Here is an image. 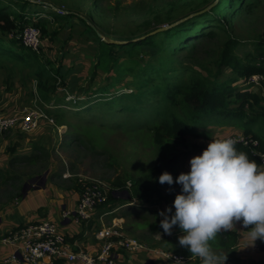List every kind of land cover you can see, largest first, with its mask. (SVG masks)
<instances>
[{
    "label": "rangeland",
    "instance_id": "1",
    "mask_svg": "<svg viewBox=\"0 0 264 264\" xmlns=\"http://www.w3.org/2000/svg\"><path fill=\"white\" fill-rule=\"evenodd\" d=\"M10 1L18 3L17 0H0V3H10ZM26 1L34 7L29 12L31 16L28 23L38 24L40 27L45 26L47 30V34H42V46L39 51L52 60L54 66L62 65L63 75L70 88L68 90L60 88L53 96L55 99L65 101L62 107L51 106L57 100L47 105L40 95L38 97L35 94V91H38L36 80L29 69L17 64L9 65V61L1 58L0 61L5 63L2 62L0 66V74L5 73L6 76L1 82L5 89L0 87V93L4 91V97H8V101L0 105V110L9 111L3 112L4 115L14 116L17 113L12 110L15 109L18 110L17 115H19L25 109L37 107L44 113L46 110L50 114L64 113L68 122L81 124L82 120L86 121L100 114L98 107L88 110L96 99L105 100L113 95L132 90L137 92L139 84L135 82L134 76L139 66H144L146 60L157 69L175 67L177 70L180 66L194 65L197 69H205V74L213 80L218 77L216 62L227 40V30L240 41L235 52L244 62L250 61L252 64L260 65L263 61L256 46L264 47V0H224L215 9V13H218L221 18H226L228 26L218 28L217 37L206 41L200 48L189 51L180 50L181 42L189 34L187 33L189 30L176 28L166 38L156 37L158 44L155 46L139 45L129 50L116 48L112 56L107 59L110 73L106 75L104 69L98 68L95 79H90L99 42L93 34L87 33L86 26L76 16L88 19L103 37L106 35L125 39L135 38L134 41H139L148 32H153L158 28H164V30L174 28L185 19L209 11L217 2L214 0ZM19 9V6H12L10 11L18 13ZM58 10H64L65 13ZM35 11L42 12L34 14ZM52 13L61 16L71 13L76 16L68 20H57ZM203 25H208V21L202 22L193 31L202 30ZM4 42L7 44L8 40L5 39ZM151 76L155 78L156 74ZM234 78L235 74L232 71L224 69L221 77L216 81L221 84L227 82L232 84ZM263 82L248 87L261 94ZM154 83L158 85L160 81L156 80ZM234 85L242 89L248 88L238 83ZM75 99H81L80 103L74 105L72 102ZM76 113H81V116L79 117ZM49 117L56 124V118L52 114ZM42 121L47 122L45 119ZM193 127L197 125L194 124ZM54 132L58 134V138L47 142L50 133L53 135ZM66 134L70 136L65 137ZM222 134V130L213 129L212 139ZM74 135L75 131L71 130L68 125H65L63 130L57 131L48 122L43 123L42 127L35 132H24L17 129L5 135V141L2 145L0 144V211L4 209L2 205L10 204L11 200L16 197V193L19 194L31 179H36L34 185H41L43 177L47 174L48 179L57 185L77 187L78 193L81 179H98L107 185L110 192L114 188L112 180L117 177L132 176L138 179L144 176L157 157L154 149L144 145L140 140L136 141L133 136L126 135L121 130L105 132L106 147L97 148L96 151L90 148L91 143L88 141L87 146L74 143L71 139ZM39 137L40 142L44 144L38 142ZM30 146L32 152H30ZM39 146L42 147L41 151H36ZM18 148L21 151L18 152ZM28 153H32L28 157L36 155L40 159L36 163H26L27 159L23 158L27 157L25 155ZM189 161L187 156L183 158L187 168L190 166ZM128 187H132L131 182L128 183ZM136 201V205L124 208L125 211L134 213L125 222L128 229L134 227L141 213L150 216L149 219L153 217L146 210L142 212L138 205L141 201ZM112 208L102 206L98 209L107 211ZM106 223H109V218L106 219ZM135 232L133 235L141 240L156 244L155 239L148 235L147 231L135 229ZM123 256L125 264H128L127 255L124 253ZM137 257L134 264L138 262Z\"/></svg>",
    "mask_w": 264,
    "mask_h": 264
},
{
    "label": "trees",
    "instance_id": "2",
    "mask_svg": "<svg viewBox=\"0 0 264 264\" xmlns=\"http://www.w3.org/2000/svg\"><path fill=\"white\" fill-rule=\"evenodd\" d=\"M17 1L18 3L13 1L0 3V59L9 61V65L17 64L27 67L36 80L38 90L36 95H40L47 105L57 100L51 106L62 107L65 101L53 97L60 88H66V90L70 88L63 75L62 65L54 66V62L40 52V49L37 52L22 44L21 34L23 29L30 25L28 23L31 16L29 12L34 7L26 0ZM214 1L217 3L213 9L185 19L174 28L159 33H154L159 28L148 32L143 35L145 38L139 41H134L135 38L125 39L106 35V39H103L99 31L86 18L71 13L63 16L57 13L52 14L57 20H68L76 16L86 26L87 33L96 37L99 49L90 77V79H95L98 68L104 69L106 75L110 73L107 59L112 56L116 48L129 50L139 45L155 46L158 44L156 37L166 38L176 28L190 31L187 32L188 35L185 34L187 36L181 42L180 50L198 49L206 41L215 39L218 28H225L228 23L226 18H221L218 13H215V9L224 0ZM12 6H19V12L10 11ZM40 12L42 11H35L34 14ZM206 21L208 25H203L202 30L193 31L195 27ZM31 25L39 28L41 35L47 34L45 26L40 27L32 23ZM228 31L227 40L216 62L218 77L213 80L205 74V69H197L194 65L180 66L177 70L175 67L157 69L146 60L144 66H139L134 76L135 82L139 84L138 91L124 92L105 100L96 99L88 110L98 107L99 115H94L86 121L80 120L81 124L76 125L68 122L64 113L61 115L51 113L56 118L57 126L68 125L71 130L75 131L74 137L71 138L74 143L87 146L90 142V148L94 151L97 148L106 147L105 132L114 130H121L126 135L133 136L136 141L140 140L144 145L155 150L157 155L155 163L144 176L138 179L132 176L117 177L111 181L114 188L109 192L108 201L104 206L113 207L117 203H122L124 199L115 196L113 194L115 190L119 193L129 191L132 199L141 202L148 201L156 194L160 195L161 188L180 192L181 186L175 183V178L180 174L178 148L186 145L187 136H202L198 133L200 127L231 126L241 129L247 144L237 143L236 148L246 152L249 158L261 164L259 154H264V82L261 94L254 92L248 86L253 87L254 84L250 82V79L255 75L262 76V81H264V47L256 46L263 60L260 65L252 64L250 61L244 62L235 52L240 41ZM5 39L8 40L7 44L4 42ZM107 40L122 42V44L111 43ZM2 62L0 61V66L5 63ZM171 69L173 71H170ZM224 69H229L235 74L232 84L230 82L221 84L216 81L221 77ZM152 74H156V77L153 78ZM156 80H159L160 84L156 85L154 83ZM241 80L243 82H240ZM235 83L248 88L236 87ZM81 99H75L72 103L77 105ZM45 113L48 116L51 115L48 110ZM76 115L80 117L81 113H76ZM194 124L197 127H193ZM206 147L195 144L193 149L201 154ZM41 148L39 146L36 151H41ZM23 159H27L26 163H36L40 157L32 155ZM165 171L173 175L172 185L159 182V175ZM129 182L132 183L131 188L128 187ZM18 196H23L22 189ZM131 200L126 201L131 202ZM239 238V234L235 231L221 230L210 243L213 250H231L236 248ZM185 253L188 257H194L187 248H185Z\"/></svg>",
    "mask_w": 264,
    "mask_h": 264
},
{
    "label": "crops",
    "instance_id": "3",
    "mask_svg": "<svg viewBox=\"0 0 264 264\" xmlns=\"http://www.w3.org/2000/svg\"><path fill=\"white\" fill-rule=\"evenodd\" d=\"M5 76V73L0 74V87H3L4 89L5 87L3 86V84H1V82L3 81V79H5ZM4 95V91H2L0 93V105L5 104L8 101V97L6 98L4 97ZM26 110L27 109H25L20 114H23ZM7 111L8 110L6 109H1L0 115L8 116L4 115L5 113L2 114L3 112ZM12 112L18 114V110L16 109L12 110ZM42 120L40 121L39 126L36 129L24 132H35L40 127H42L43 123L47 122L51 126H54L57 131H59V129L63 130V127H65H59L54 124L52 125L49 119H45L47 120V122ZM213 129H219L223 131L222 135L216 137L217 139L228 136L243 137V131L241 129L231 126H207L198 128V133H201L202 136L189 135L187 136L186 145L184 147L178 148V170L180 173H186L190 171V166L187 168L184 165L183 158L187 156V158L190 160L193 156L200 155V153L194 151L193 146L195 144L200 146H207V144L213 138ZM5 135L0 137L1 145L5 141ZM67 135L68 137L70 136L69 134H66L65 137H67ZM57 138L58 134L56 132H54L53 135L50 133V138H48L47 142H50L51 140ZM37 140H39L38 142H40V137L37 138ZM40 143L44 144L43 142ZM29 149L30 152H32L31 146ZM19 151L21 150L18 148V152ZM30 154L32 153H28L25 156L28 157V155ZM185 164H187V162H185ZM48 178L49 177L46 178V181L44 183L42 179L41 185H33L31 189L28 190L27 194H24L23 187L22 197H19L18 193H16V197L11 200L10 204L2 205L4 206V209L0 211V238L9 233L11 230L22 225L48 220L58 225L59 231L69 238V240L74 244V247L85 249L91 253H97L100 250V242L95 238L96 230L100 229L102 226L117 225L121 229H123V231L131 235L136 233L135 229L147 231L148 235L155 239L156 244L154 245L148 243V241L144 239L143 241H145L153 248L169 250L177 254L186 255V247L181 246L178 240V237L182 235V230L179 228V226H173L171 234L164 232V230L160 227V221L161 219H163V217L159 215V212L161 210H164L166 207H171L175 195L179 192L161 188L160 195L156 194L148 201L140 202V204H138L141 208L140 210H142V212H144L145 210L148 211V213L152 214L153 217L149 219L150 216H146L145 214L141 213L139 215L140 219L134 223V227L128 229V226H125V222L127 218L134 213H129L128 211H125L124 208L136 205V200L132 199L131 202L123 200V202H125L124 204L123 202L120 203V205L119 203H117L118 205L116 204L112 209H108L107 211H101L103 209H98L93 213L92 218L89 222L80 223L77 222L73 217H70L68 219L63 218V211H70L73 215H75L76 213L79 201V193L78 189H76L77 187L62 185L60 186L53 183ZM121 210L122 212H120ZM107 218H109L108 224L106 223ZM228 230L237 232L240 238L238 245L234 249H214V251L218 254L227 257L225 264H264V241L257 239V241L253 244L251 239H249L246 235L245 231H247L248 229L239 223H237L235 227ZM17 250L18 246L0 243V264H3V261L6 258L16 254ZM123 257V255L119 257L117 264H125ZM137 261V264H176L172 261H169L168 259L156 256L148 252L141 253V255L137 257ZM42 262V264H74L63 262L61 260H53L51 258H46ZM16 264L29 263L19 262ZM186 264H200V258L190 257L189 261Z\"/></svg>",
    "mask_w": 264,
    "mask_h": 264
},
{
    "label": "clouds",
    "instance_id": "4",
    "mask_svg": "<svg viewBox=\"0 0 264 264\" xmlns=\"http://www.w3.org/2000/svg\"><path fill=\"white\" fill-rule=\"evenodd\" d=\"M236 143L230 137L212 139L200 155L193 156L190 171L175 178L181 191L172 206L159 212L164 232L171 234L173 226H179V244L201 264H225L227 257L215 252L210 242L237 223L248 229L253 244L264 241V166L238 150ZM158 180L174 183L167 171Z\"/></svg>",
    "mask_w": 264,
    "mask_h": 264
},
{
    "label": "built area",
    "instance_id": "5",
    "mask_svg": "<svg viewBox=\"0 0 264 264\" xmlns=\"http://www.w3.org/2000/svg\"><path fill=\"white\" fill-rule=\"evenodd\" d=\"M58 11L65 13L64 10ZM41 37L39 28L35 25H28L22 31L21 42L25 47L38 51L42 46ZM262 80V76L255 75L250 79V82L259 85ZM42 119H49L52 124L56 125L52 118L37 107L28 108L20 115H0V137L16 129L22 131L36 129ZM229 137L235 139L237 143L247 144V140L243 137L228 136L223 138ZM259 157L261 165L264 166V154H259ZM79 187V201L75 215L70 211H63V218L73 217L77 222L87 223L93 213L107 203L109 190L107 185L98 179H81ZM95 238L100 242V250L97 253H91L85 249L74 247L69 238L59 231L58 225L51 221L29 223L11 230L0 238V243L18 246L17 253L6 258L3 264L19 262L42 264L46 258L74 264H117L119 257L124 253L127 255L128 264H134L137 255L143 252L163 257L176 264L178 261L186 264L190 259L186 255L153 248L145 241L123 231L117 225L102 226L96 230Z\"/></svg>",
    "mask_w": 264,
    "mask_h": 264
},
{
    "label": "water",
    "instance_id": "6",
    "mask_svg": "<svg viewBox=\"0 0 264 264\" xmlns=\"http://www.w3.org/2000/svg\"><path fill=\"white\" fill-rule=\"evenodd\" d=\"M162 31H164V28H160V29L156 30L154 33H159V32H162ZM100 37H102L103 39H106L102 35H100ZM144 38L145 37H143L142 39H144ZM107 41H109V40H107ZM109 42L122 44V42H118V41H109ZM46 178H47V174L43 177V183L46 181ZM35 181H36V179L29 180V183L24 186V194L28 193V190L31 189V187L34 185ZM113 194L115 196H117V197H120V198L124 199V200H131L132 199V195L130 194L129 191H124L122 193H119L118 191L115 190L113 192Z\"/></svg>",
    "mask_w": 264,
    "mask_h": 264
}]
</instances>
